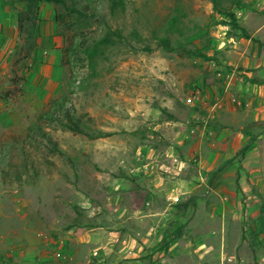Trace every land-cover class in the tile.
Here are the masks:
<instances>
[{
  "label": "rangeland",
  "instance_id": "1",
  "mask_svg": "<svg viewBox=\"0 0 264 264\" xmlns=\"http://www.w3.org/2000/svg\"><path fill=\"white\" fill-rule=\"evenodd\" d=\"M75 1L83 13L65 12L60 22L54 21L53 6L50 9L63 81L46 102L35 104L23 98L32 90L28 73L33 66L28 59L37 50V36L27 38V24L20 26L24 43L12 53L6 74L0 75V264H50L44 262L46 258L52 264L71 262L77 244L70 229L87 225L86 209L102 206L112 194L110 180L119 177L123 164L132 166L137 140L143 137L139 143H145L160 138L153 134L152 139L155 131L148 127L164 119L154 111L161 102L170 106L173 101L188 125L223 108L221 99L213 97L204 83L214 82L216 76L222 91L227 85L218 72L228 64L222 60V50L214 48L222 43V28L228 31V27L217 24L220 16L210 0H123L124 9L115 13L109 10L110 0ZM231 1L220 0V4L230 6ZM56 10L64 12L61 7ZM114 29L122 34L116 44L88 52L99 37ZM219 30L222 34H217ZM164 36L172 45L194 52L165 50L158 42ZM211 38L216 39L213 46ZM146 46L150 49L145 50ZM195 50L215 55L217 60L199 57ZM239 71L233 76H240ZM196 89L204 100L187 104L186 98ZM63 97V111L84 120L83 132L62 127L45 115L49 112L66 119L52 106ZM138 125L147 126L140 129ZM37 126L51 135L58 150L36 131ZM120 142L124 145L117 148ZM105 145L114 147L106 159ZM21 147L28 154V174L17 182L5 178L4 171L9 161L22 163ZM239 158L247 167L258 169L233 179L240 192L235 189L237 194L230 196L238 210L242 205L243 218L230 217L225 224L217 214L205 218L206 200L195 198L190 227H182L187 237L180 241V248L188 252L172 264H264V136L253 151ZM221 182L233 185L225 179ZM223 196L217 194L210 200L232 201Z\"/></svg>",
  "mask_w": 264,
  "mask_h": 264
},
{
  "label": "crops",
  "instance_id": "2",
  "mask_svg": "<svg viewBox=\"0 0 264 264\" xmlns=\"http://www.w3.org/2000/svg\"><path fill=\"white\" fill-rule=\"evenodd\" d=\"M241 2L245 6L232 9L245 32L242 34L238 29L235 34H227L222 28V43L214 48L222 50L224 63L237 67L240 76L227 83L224 91L216 76L212 78L214 82L204 80L205 89L221 99L223 108L213 116H202L205 124L193 128L194 124L188 125L180 116V107L173 101L170 106L161 102L160 106L173 118L166 117L160 109L154 110L158 115L161 112L164 119L152 122L154 125L148 128L155 131L150 134L152 139L153 134L160 138L145 143H139L140 138L137 140L132 166L123 164L119 177L110 180L108 190L112 194L102 206L86 209L87 225L70 229L77 248L69 264H172L171 261L185 257L188 252L187 248H180V241L187 237L184 230L190 227L195 198L200 202L206 200L205 218L217 214L224 224L230 217L243 218L242 205L238 210L230 195L237 194L236 190L240 192L234 184L235 176L258 171L254 166L244 165V159L239 157L253 151L257 140L264 136L261 132L264 130V0ZM24 7L23 0H0V75L6 74L12 53L25 41V32L19 25ZM50 9L48 3L40 2L34 29L37 50L28 59V64L33 66L28 73L32 90L23 98L33 99L35 104L46 102L63 81V68L55 52L59 39ZM210 41L213 46L216 39ZM220 94L223 96L219 98ZM122 145L120 142L116 147ZM105 146L108 151L103 150L104 159L110 151L114 152V147ZM244 146L246 149L240 153ZM122 158L118 157L127 160ZM222 179L233 185L222 184ZM217 194L224 195L222 199L230 196L232 201L210 200ZM45 261L52 264L47 258Z\"/></svg>",
  "mask_w": 264,
  "mask_h": 264
},
{
  "label": "trees",
  "instance_id": "3",
  "mask_svg": "<svg viewBox=\"0 0 264 264\" xmlns=\"http://www.w3.org/2000/svg\"><path fill=\"white\" fill-rule=\"evenodd\" d=\"M213 3V7L215 12L218 13L220 16V19L217 24H220L222 26H227L228 31L227 34H235L236 30L241 29V33L243 34L245 30L240 26V23L238 22V18L235 14V11L232 9L233 6H236L238 8H241L245 6L241 1L242 0H232L230 3V6H223L220 4V0H210ZM24 2V10L19 16V25H25L27 24V38H32L35 36V23L37 20L38 15V9L40 2H46L55 10L53 14V18L55 22H60L62 18L65 16L66 13H83L82 7H80L79 3L75 0H23ZM57 7H61V9L64 11L63 13L58 12L56 9ZM124 9V1L123 0H110L109 4V10L111 13H115L118 10ZM136 35V33H134ZM122 34L121 31L118 29H114L112 31L106 32L104 35L99 37L96 41L91 50H88V52H92V54L96 53L98 50L97 48L99 46H105V45H114L117 43L118 39H121ZM158 42L163 46V48L167 51H174L176 49H183L189 52H194L190 49L182 48V46L172 45L170 42V39L166 36L159 37ZM35 44V43H34ZM97 49V50H96ZM145 50H149L150 48L146 46L144 48ZM195 53L199 57H203L207 60H217L214 56H209L204 53H201L199 50H195ZM91 54V55H92ZM66 102V99L59 98L53 101L52 106L56 108L57 112H63V115L66 116V119L61 118V115H53L52 113H45L48 117L55 119L60 126L69 128L73 131L77 132H83L86 128V124L82 118L71 115L68 110L63 111L64 103ZM160 111L166 115L168 118H173V115L168 113L165 107H159ZM36 131L41 134L42 136L46 137L50 142L52 141L54 146H56L55 150H58V146L55 141H53L51 135L40 129V126L35 127ZM246 149V146L242 147L240 149V153H243V151ZM19 155L22 157V163L21 164H15L11 161L8 162V169L4 171L5 178L14 179L17 182H21L25 180V176L28 174L27 169V162L28 161V154L25 151L24 147H21L18 151ZM12 167V169H11ZM219 170V169H217ZM216 170V171H217Z\"/></svg>",
  "mask_w": 264,
  "mask_h": 264
},
{
  "label": "built area",
  "instance_id": "4",
  "mask_svg": "<svg viewBox=\"0 0 264 264\" xmlns=\"http://www.w3.org/2000/svg\"><path fill=\"white\" fill-rule=\"evenodd\" d=\"M238 71V68L233 66L232 64H228L227 66H221V69H219L218 72V76H223L226 80L227 83L232 81V78L234 77L233 75H235ZM203 95L200 89H196L194 90L187 98H186V103L189 105H195L198 103H201L203 101ZM213 116V115H211ZM194 124L193 128H197L198 126L205 124L206 119L205 118H200L199 120H193L192 121ZM58 255V254H57Z\"/></svg>",
  "mask_w": 264,
  "mask_h": 264
}]
</instances>
